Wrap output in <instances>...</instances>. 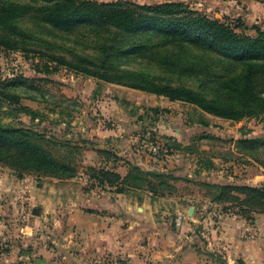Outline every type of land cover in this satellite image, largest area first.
Masks as SVG:
<instances>
[{
  "label": "trees",
  "instance_id": "obj_1",
  "mask_svg": "<svg viewBox=\"0 0 264 264\" xmlns=\"http://www.w3.org/2000/svg\"><path fill=\"white\" fill-rule=\"evenodd\" d=\"M32 2L34 4L0 0V45L30 52L34 50L26 47L27 41L43 43L47 51L36 52L46 58L42 65L45 70L55 71L58 66H65L105 82L189 103L219 118L239 121L245 117H264V31L260 29L255 36L247 35L237 30L243 26L240 22L231 25L174 1L155 4L98 0ZM26 17L35 22L41 36L23 27ZM74 30L80 32L74 42H84L85 48L93 51L92 57L69 50L68 59L66 53L49 51L57 47L52 37L65 35L67 39ZM127 58L147 61L162 74L144 67H123L121 63ZM50 62L53 68L49 67ZM179 79H187L194 85L181 83ZM34 83V79L22 74L0 79V110L4 101L8 108L5 114H25L31 120L36 119L40 113L20 103L24 94L36 99L32 92L39 89ZM150 110L156 116L167 111L164 107ZM157 120L152 119L151 124ZM198 123L203 127L210 125L202 118ZM203 138L218 137L205 133L193 135L190 140ZM50 142L43 131L22 121L13 125L0 120V164L15 170L19 177L23 173L55 177L77 174L72 158L56 156ZM162 142L167 153L194 154L190 144L184 145L166 136ZM237 145L242 154L252 155L258 150L264 154V136L240 138ZM260 162L264 168V159ZM198 163L202 164L201 160ZM205 167H213L212 161ZM195 172L198 176L200 167ZM93 178L99 184L115 185L118 192L125 186L140 188L143 185L156 192L160 187L152 182L153 178L161 180L165 187V179L176 177L163 171H145L131 163L123 176L100 168L95 170ZM203 185L213 190L210 201L237 200L255 210L264 208L263 185L208 181H203Z\"/></svg>",
  "mask_w": 264,
  "mask_h": 264
},
{
  "label": "rangeland",
  "instance_id": "obj_2",
  "mask_svg": "<svg viewBox=\"0 0 264 264\" xmlns=\"http://www.w3.org/2000/svg\"><path fill=\"white\" fill-rule=\"evenodd\" d=\"M15 1L34 4L33 0ZM98 1H130L139 4L182 2L189 8L208 17L216 18L231 25L242 23L243 26L237 30L247 35L255 36L258 29L264 31V0ZM23 22L24 28L37 36L42 35L37 31L38 27L35 22L27 20V17ZM79 27L77 26V28ZM79 33L78 30H74L67 39L65 35L52 37L57 47L49 51L66 53L65 57L68 59L70 58V54H67L69 50L88 54L92 57L93 51L85 48L84 42H74V39L80 36ZM25 45L34 51L7 49L0 45V79L18 74L34 79V85L39 89L32 92L33 95L35 94L36 99L24 94L20 99V103L35 109L40 115L31 120L25 114H5L4 111H8V108L6 102L2 101L0 120L3 123L13 125H18L19 121H22L27 126L43 131L50 138L52 152L60 158L71 157L73 163L77 166L78 172L73 177H55L34 173H23V176L19 177L15 170L0 164V184L3 187H9L3 190L0 195V225L4 224L8 229L7 225L17 218V214H20V200L30 191L29 185L38 190L45 189L49 182L54 181L75 184L86 182L87 185L96 183L93 178L95 170L102 168V165H108L107 160L112 162V156L120 159L116 162V165L123 168L126 167L127 158H130L132 153L140 156L146 155L138 148L136 141L142 137L147 129L153 128L151 120L158 118L162 120V123L169 124L171 133L175 135L177 134L175 127L183 129L187 125L194 126L192 131L185 134L182 142H184V145L190 144L189 147L194 153H188L189 156H187L189 171L193 172V169L199 166L200 174L192 180L187 178L183 181L165 179V187L162 186L161 180L158 178L152 180L154 184L160 187V192L171 194L176 198L186 194L191 195L187 200L181 199L184 200L182 207L187 209V206H192L194 207L192 217L196 214L201 220L204 218V221L200 223L195 222L193 230L199 231L201 236V232L210 227V222L213 223V221L219 220L223 213L226 214L225 216L238 214L241 218L243 217L242 219L247 224H250V221L259 219L260 224L262 223V227H264V208L255 210L254 207L241 205L237 200L219 203L210 201L209 195L213 190L203 185V181H218L219 183L264 186V168L260 162L264 159V154L261 153V150L252 155L242 154L237 145V140L240 138L264 136V117H245L239 121H233L203 113L189 103L170 101L163 96L105 82L92 76L77 73L65 66L60 65L57 70L48 71L42 66L46 62V58L36 52L37 50L47 51L43 43L33 40L31 42L27 41ZM121 64L123 67L129 68L144 67L153 73L162 74L156 66L149 65L147 61L141 59L127 58ZM49 67L53 68L54 64L50 62ZM178 81L187 85H194L193 82H188L187 79H179ZM17 91L23 93L22 90ZM154 107H158V109L164 107L167 111L166 113L158 112L160 115L156 116V113L150 110ZM201 118L207 120L210 125L208 127L201 126L198 123ZM101 128L114 129L117 136H110L109 140L113 138L118 139V141L112 140L104 143L92 141L94 130ZM116 130H119L120 133H117ZM205 133L215 135L218 138L196 139L194 142L190 140L193 135ZM137 135V140L134 141L133 137ZM158 135L160 136L159 133ZM164 137L162 136V139ZM164 149L167 151L166 148ZM116 152H119L120 155L117 156ZM148 159L153 160L149 156ZM198 160H201L202 164H199ZM210 161H212L213 167L207 169L205 167L206 163ZM131 163L128 162V167ZM168 165L171 166L170 162H167ZM79 172L85 173L81 179ZM238 195L243 197V195ZM167 206L169 207L168 204ZM27 211L30 215L29 210ZM27 211L22 212L27 214ZM69 240L70 238L60 242V246L57 245V247L61 248V255L67 253L68 257L78 259L80 257V250L77 248L79 243L73 244L68 242ZM7 241L0 237V264H22L17 256L22 251L25 252L26 249H29L31 244H26L25 247L20 245V249L12 250L10 245L7 246L10 241ZM41 241L46 245L51 243L46 235L42 237ZM66 242L69 243L68 246L65 245ZM31 260L27 261L32 262Z\"/></svg>",
  "mask_w": 264,
  "mask_h": 264
},
{
  "label": "crops",
  "instance_id": "obj_3",
  "mask_svg": "<svg viewBox=\"0 0 264 264\" xmlns=\"http://www.w3.org/2000/svg\"><path fill=\"white\" fill-rule=\"evenodd\" d=\"M151 126L161 138L171 137L179 142L194 127H175V135L170 131L171 126L160 119ZM94 132L91 140L95 143L118 141L109 140L110 136H117L114 129L101 128ZM187 156L188 153L171 152L150 161L147 154L132 153L127 161L145 171H163L183 181L196 178L195 171L199 168L190 172ZM111 159L112 162L107 160L108 165L101 167L123 176L128 162L122 168L116 165L120 159L116 156ZM167 162L171 166H167ZM78 174L81 179L85 173ZM7 188L0 184V195ZM29 189L20 200L17 218L11 220L8 229L0 225V237L10 241L7 246L12 250L31 244L17 256L22 264H109L114 258L125 259L129 264H264V227L259 219L247 224L238 214L225 216L223 213L219 220L210 222V227L200 236L193 228L195 222L200 223L204 218L201 220L196 214L192 217L194 207L190 206L191 213L189 206L182 207L183 201L191 197L188 194L176 198L160 189L152 191L146 185L125 186L118 192L115 185L97 182L87 185L86 182L54 181L45 189L35 190L31 185ZM45 235L53 245L41 241ZM69 238L68 242L79 243L78 259L68 257L67 253L61 255V248L57 247Z\"/></svg>",
  "mask_w": 264,
  "mask_h": 264
},
{
  "label": "built area",
  "instance_id": "obj_4",
  "mask_svg": "<svg viewBox=\"0 0 264 264\" xmlns=\"http://www.w3.org/2000/svg\"><path fill=\"white\" fill-rule=\"evenodd\" d=\"M137 145L139 149L154 159L163 158L167 152L164 149L165 147L162 142V138L158 135L154 128L147 129V131L143 133L142 137L137 140ZM109 264H129V261L121 258H114L109 260Z\"/></svg>",
  "mask_w": 264,
  "mask_h": 264
},
{
  "label": "water",
  "instance_id": "obj_5",
  "mask_svg": "<svg viewBox=\"0 0 264 264\" xmlns=\"http://www.w3.org/2000/svg\"><path fill=\"white\" fill-rule=\"evenodd\" d=\"M191 211H192V208L189 209V213H191ZM36 213H37V211L34 210V211H33V214H36Z\"/></svg>",
  "mask_w": 264,
  "mask_h": 264
}]
</instances>
